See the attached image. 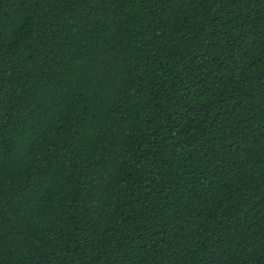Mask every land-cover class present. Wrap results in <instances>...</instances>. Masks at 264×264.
<instances>
[{"label":"trees","instance_id":"trees-1","mask_svg":"<svg viewBox=\"0 0 264 264\" xmlns=\"http://www.w3.org/2000/svg\"><path fill=\"white\" fill-rule=\"evenodd\" d=\"M0 264H264V0H0Z\"/></svg>","mask_w":264,"mask_h":264}]
</instances>
